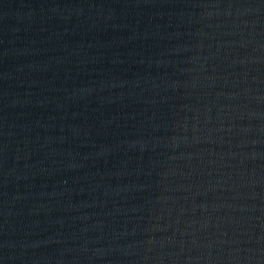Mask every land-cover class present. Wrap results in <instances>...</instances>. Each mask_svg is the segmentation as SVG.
<instances>
[{
  "label": "water",
  "instance_id": "95a60500",
  "mask_svg": "<svg viewBox=\"0 0 264 264\" xmlns=\"http://www.w3.org/2000/svg\"><path fill=\"white\" fill-rule=\"evenodd\" d=\"M0 264H264V0H0Z\"/></svg>",
  "mask_w": 264,
  "mask_h": 264
}]
</instances>
